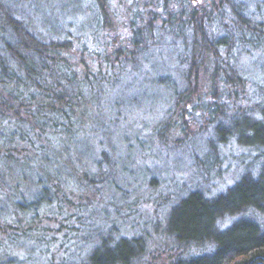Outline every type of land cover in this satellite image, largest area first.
<instances>
[{
	"label": "trees",
	"instance_id": "16d2710c",
	"mask_svg": "<svg viewBox=\"0 0 264 264\" xmlns=\"http://www.w3.org/2000/svg\"><path fill=\"white\" fill-rule=\"evenodd\" d=\"M153 90L169 98L151 149L173 150L170 133L206 116L200 175L219 171L232 142L252 156L225 190L174 193L169 264H264V0H0V212L29 215L27 228L5 216V228L61 234L50 264H140L143 237L114 241L86 211L125 160L126 125L165 108L145 115L139 98ZM150 148L140 145V164L157 156ZM53 213L55 228L43 224Z\"/></svg>",
	"mask_w": 264,
	"mask_h": 264
},
{
	"label": "rangeland",
	"instance_id": "374dc122",
	"mask_svg": "<svg viewBox=\"0 0 264 264\" xmlns=\"http://www.w3.org/2000/svg\"><path fill=\"white\" fill-rule=\"evenodd\" d=\"M135 88H131L128 94L138 95V91L142 92V88L137 85H135ZM128 94L126 97L127 103L129 102ZM162 94L163 92L159 94V97L153 90V95L149 94L139 98V105L147 111L145 115L154 112L161 103H164L165 108L161 112H155L148 117L141 118L137 116L141 119L140 122L134 124V127L130 129L126 125L125 132L128 135L123 134L121 137H126L128 141L125 140V144L121 146V151L119 149L120 143H116L119 152H122L124 156L126 154L125 160L120 163L118 173L110 184L102 188L103 191L101 192L103 194L98 198L99 201L93 199V194H89L91 197L89 201H95L96 207L92 209L93 211H86V215L90 214L87 220H93L94 227L101 225L106 231L103 234L106 237L108 236L107 233L111 234L113 236L111 239L114 238V241L125 235L143 237V259H141L140 264H169L176 256V251L172 249L174 242L169 237L166 229L171 204L173 198H176L175 192L182 191L183 186L190 187L193 185L202 187L211 195L225 190L241 177L244 172V165L252 159L246 148L237 147L236 143L232 142L229 144L227 154L220 156L219 171H212L207 178L200 175L197 172L198 170L195 169L194 162L196 155L203 154L205 150L203 140L208 137L203 139L200 135H203L206 131L212 134L214 126L213 123L208 124L209 121L207 122L206 116H201L196 121L188 119L186 133L181 131L170 133L172 137L169 143L172 145L173 150L158 152L159 150L151 149V144L154 145L150 138L152 127L165 118L168 109L167 101L164 102V100L168 99L169 96ZM127 106L130 105H126L125 108ZM125 108L120 117L125 118L127 122L139 121L135 118L136 113H131ZM127 108L129 109V107ZM139 127L147 133L145 137L142 135L140 142L136 137ZM193 131L195 132L192 133ZM193 134L195 136L194 144L190 146L193 149H183V145L180 144L186 143ZM127 144H132V149L135 151V153L130 151V156H127ZM140 145L146 146L157 153L158 157L156 156L153 162L148 161L150 166H146L144 163L140 164L142 162L141 156L138 155ZM152 178L157 179L155 180L157 188L150 185ZM30 185H32V182L29 181V187ZM0 213L2 224L0 230V264H50L51 260L57 261L63 256L64 247L61 244L66 241H63L61 234L57 233V237H53L54 234L51 235L42 231L41 221H37V223L31 221L37 224L39 228L41 227L42 232L34 238L24 240L22 228H5L3 222H5L4 218L7 217L13 222L14 226L20 225L27 228L29 226V215L22 218L24 222L21 224L11 219L14 217V213L7 210ZM51 216V219H45L43 224L55 228L58 225V218L55 217L56 213ZM11 235L16 240H13Z\"/></svg>",
	"mask_w": 264,
	"mask_h": 264
}]
</instances>
